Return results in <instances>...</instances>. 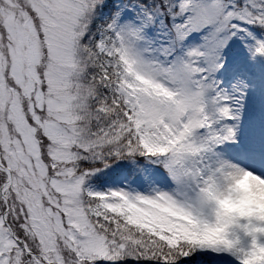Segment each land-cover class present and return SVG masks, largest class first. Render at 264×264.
<instances>
[{
  "label": "snow or ice",
  "instance_id": "1",
  "mask_svg": "<svg viewBox=\"0 0 264 264\" xmlns=\"http://www.w3.org/2000/svg\"><path fill=\"white\" fill-rule=\"evenodd\" d=\"M264 0H0V264H264Z\"/></svg>",
  "mask_w": 264,
  "mask_h": 264
},
{
  "label": "clouds",
  "instance_id": "2",
  "mask_svg": "<svg viewBox=\"0 0 264 264\" xmlns=\"http://www.w3.org/2000/svg\"><path fill=\"white\" fill-rule=\"evenodd\" d=\"M238 198L226 200L225 206L229 209L239 208L245 205L255 204L257 207L264 206V185L245 175L237 181Z\"/></svg>",
  "mask_w": 264,
  "mask_h": 264
}]
</instances>
